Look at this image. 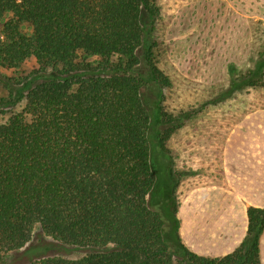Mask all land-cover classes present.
<instances>
[{"label": "trees", "instance_id": "obj_1", "mask_svg": "<svg viewBox=\"0 0 264 264\" xmlns=\"http://www.w3.org/2000/svg\"><path fill=\"white\" fill-rule=\"evenodd\" d=\"M159 14L156 0H0V65L38 64L0 75V115L25 101L0 122V264L14 251L19 264H263L261 207L225 255L181 238L167 144L184 120L164 106ZM233 82L264 85V50Z\"/></svg>", "mask_w": 264, "mask_h": 264}, {"label": "rangeland", "instance_id": "obj_2", "mask_svg": "<svg viewBox=\"0 0 264 264\" xmlns=\"http://www.w3.org/2000/svg\"><path fill=\"white\" fill-rule=\"evenodd\" d=\"M156 2L160 14L151 32L156 42L155 60L172 81L165 89L164 106L173 115L182 114L184 120L167 144L179 177L176 193L180 204L196 187L221 180L225 169L222 147L236 125L250 126L251 130L241 132L264 141V85L228 92L234 78L252 69L264 50V0ZM37 67L31 58L17 69L0 65V75L25 76ZM7 95L8 89L0 84V97ZM24 106L25 101L13 106L0 115V122ZM243 138L238 135L230 141L229 155L249 157L240 148L242 143L247 148L250 145L243 142L249 139ZM246 167L257 173L264 171L252 162ZM235 169L243 170L241 164ZM197 214L201 229L206 231L204 223L214 220V205L197 207ZM36 233H41L40 229ZM200 238L207 239L205 233ZM20 252L5 254L2 264L22 263L25 257Z\"/></svg>", "mask_w": 264, "mask_h": 264}, {"label": "crops", "instance_id": "obj_3", "mask_svg": "<svg viewBox=\"0 0 264 264\" xmlns=\"http://www.w3.org/2000/svg\"><path fill=\"white\" fill-rule=\"evenodd\" d=\"M251 130L246 124L236 125L225 145L222 147L224 174L221 180L214 184L200 185L192 190L179 204L180 235L184 243L194 252L201 255L222 256L232 252L243 241L248 228V206L264 208V171L257 173L247 170V165H259L264 168V141L251 139V133L241 131ZM242 135L249 140L250 145H240L249 157L235 158L230 153V141ZM243 138V139H244ZM239 146L237 147V149ZM257 160L255 164L254 160ZM241 164L243 170H236ZM233 166V167H232ZM261 176H258V175ZM214 205V220L204 224L206 231L201 229L197 219V207ZM214 227V230L211 229ZM211 229V231H209ZM205 233L206 240L200 237ZM261 260L264 264V233L260 241Z\"/></svg>", "mask_w": 264, "mask_h": 264}]
</instances>
